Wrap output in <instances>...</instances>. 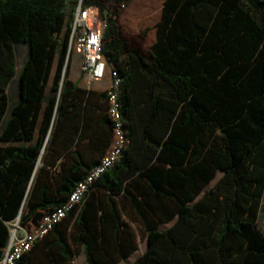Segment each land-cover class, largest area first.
I'll use <instances>...</instances> for the list:
<instances>
[{
    "label": "trees",
    "instance_id": "obj_1",
    "mask_svg": "<svg viewBox=\"0 0 264 264\" xmlns=\"http://www.w3.org/2000/svg\"><path fill=\"white\" fill-rule=\"evenodd\" d=\"M129 1L115 0L108 14L105 0H0V260L11 238L6 222L23 210L22 225L38 222L65 205L107 154L94 166L79 156L55 177L37 170L49 136L72 112L93 106L95 93L74 85L67 72L81 4L98 7L108 21L104 53L124 78L130 144L43 240V264H71L75 248L89 264L128 262L137 246L119 196L148 241L134 264H264V0H166L149 49L119 22V7ZM20 45L29 55L5 122ZM99 98L106 100L110 150L107 93ZM101 191L106 195L93 202Z\"/></svg>",
    "mask_w": 264,
    "mask_h": 264
},
{
    "label": "crops",
    "instance_id": "obj_2",
    "mask_svg": "<svg viewBox=\"0 0 264 264\" xmlns=\"http://www.w3.org/2000/svg\"><path fill=\"white\" fill-rule=\"evenodd\" d=\"M165 1L166 0H134V3L138 2L140 8H135L133 11L129 12L130 17L126 15L125 18L128 20L130 19V22H128L129 25H127V21L123 22L124 26H126L128 30L133 34L140 33L141 29L152 28V43L150 44L149 48L153 47L157 42L158 34L156 26L159 22L162 21ZM19 47H22V50L24 52L22 56L18 53ZM18 48L16 75L7 90L10 105L4 119L5 122L11 117L12 107L15 103H17L19 99V75L29 55V50L26 45H20L18 46ZM55 72L56 66L53 70L49 86L52 85ZM72 73L74 75L69 76V80L74 85H77L84 91H92L95 93L92 101L93 106L87 111V113L81 114L80 109L72 112L66 119V123L64 122L63 124L59 125L55 137L52 136L51 138V136H49L48 142L50 141V139L51 141L49 144L47 143V150L45 148L42 152V155L37 164V170L45 167L47 174L51 177L59 176L64 166H71L75 161L79 159V156L89 166H94L100 161L101 157L107 153L110 147L111 131L107 122L108 117L106 110V100H101L99 98V95L107 90L109 83H111V80L109 79L110 82L107 80L108 82L95 83L92 87L89 88L87 77L83 72H81V70L73 69ZM82 74L84 75V80H81ZM100 194L104 195L105 192L101 191L99 194H97L95 200L93 199V202L99 203ZM202 196L203 193L200 197ZM115 199L117 200L118 205L122 210L123 219L129 224V227L134 234V241L136 243L137 249L133 253H131L132 255L130 256L128 262H125L128 264H134L145 254L148 249L147 237L142 233L143 231L141 230V221L134 213L131 212L130 215V202L123 196L115 197ZM195 202H193L192 204H194ZM124 204L127 206V212L124 211ZM174 223L175 221L171 223H163L161 224L160 228L162 230H165L164 228H162V226L167 225L168 228H170ZM140 232L143 234V238L140 235ZM82 251L83 254H85V251L83 249ZM136 254H141V256L137 260L131 262L132 258Z\"/></svg>",
    "mask_w": 264,
    "mask_h": 264
},
{
    "label": "built area",
    "instance_id": "obj_3",
    "mask_svg": "<svg viewBox=\"0 0 264 264\" xmlns=\"http://www.w3.org/2000/svg\"><path fill=\"white\" fill-rule=\"evenodd\" d=\"M107 27L108 21L101 16L98 7H83L80 4L73 22L69 58L73 53L83 57L82 69L89 88L95 83L104 82L108 77L111 80L105 92L109 101V117L113 123L112 146L100 163L88 173L85 180L78 184L65 205L45 214L38 222L31 221L27 225H22L21 217L6 222L10 228L11 238L0 264H19L71 211L85 201L95 182L116 165L130 144L121 100L124 78L104 53Z\"/></svg>",
    "mask_w": 264,
    "mask_h": 264
},
{
    "label": "rangeland",
    "instance_id": "obj_4",
    "mask_svg": "<svg viewBox=\"0 0 264 264\" xmlns=\"http://www.w3.org/2000/svg\"><path fill=\"white\" fill-rule=\"evenodd\" d=\"M105 6H106L107 10L109 11L108 14H111V12L113 11L114 6H115V0H105ZM119 8H120V10H122V17H121V20L119 22H120L121 26L124 28L126 34L130 38H134V39L142 42L141 45H142V47L144 49L149 48L150 44L152 43V28L141 29L140 33L133 34L123 24L124 21L125 22L127 21V25H129L128 22H130V19L128 20L125 17H126V15L129 16V14H130L129 12L133 11L135 8L136 9L140 8V5L138 4V2L134 3V0H131L129 2H124V3H122L120 5ZM65 32L66 31H64L61 34V38L62 39L65 38ZM144 32H146V36L145 37H143V33ZM18 53L21 56L23 55L24 52L22 50V47L18 48ZM82 68H83V57L81 55L77 54V53L71 54V56L69 58V61H68V65H67V72H68L69 76L74 75L72 73L73 69H78V70H81V72H83ZM109 79L110 78L108 77L104 82H108V81L110 82ZM81 80H84V75L83 74L81 76ZM109 86H110V83H109ZM1 144L2 143H0V145ZM221 177H222V173L218 172L217 179L208 188H211V187L215 186V184L220 180ZM23 211H22V214H23ZM22 214L20 216L21 218H22ZM259 227L264 231V200H263L262 209H261L260 218H259ZM162 228L166 229V228H168V226L164 225V226H162ZM140 235L143 238V234L141 232H140ZM46 244H47L46 241H42L40 243L39 247L37 246L35 248V250L33 251L32 255L27 257V263H25V264H43V262H45V260H46V254H45V251L42 250V246H46ZM75 250H76V255H75L74 260H73V262L71 264H89L87 262L86 255L83 254L82 249L79 250L78 248H75ZM140 256H141V254H136L132 258L131 262H133L134 260H137ZM119 264H128V263L120 262Z\"/></svg>",
    "mask_w": 264,
    "mask_h": 264
}]
</instances>
